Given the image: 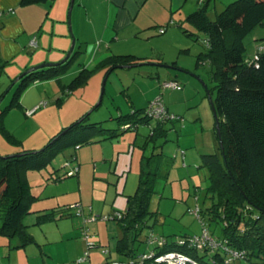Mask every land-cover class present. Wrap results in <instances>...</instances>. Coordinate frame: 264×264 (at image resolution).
<instances>
[{
  "label": "rangeland",
  "instance_id": "1",
  "mask_svg": "<svg viewBox=\"0 0 264 264\" xmlns=\"http://www.w3.org/2000/svg\"><path fill=\"white\" fill-rule=\"evenodd\" d=\"M75 1V8L77 9L80 0ZM234 1L189 0L186 7L196 9L198 6H206L207 16L211 20H215L217 14L221 13ZM89 5L94 9H100L102 0H89ZM70 7L69 9H71ZM69 9L67 10L68 16ZM156 9L160 10L159 8ZM72 10L73 7L71 14ZM99 11L104 13V8ZM75 19L76 12L74 17H71V24L72 35L78 40L73 27ZM173 21L171 23L168 18L163 25L143 31L137 39L133 38L113 44L117 53H133L150 59L136 66L120 67L112 71L107 77L104 93H102V88L106 76L103 69H96L87 82L78 85L72 91L69 90L73 80L84 68L95 65L96 62H91L99 49V42L97 41H95L94 45L93 43L81 45L76 41L74 52L78 53L59 78L36 80L29 85V90L32 89L29 98L33 99L41 95L40 102L46 103L37 109L39 112L35 115L27 116V110L20 105H16L9 108L4 115V128L7 133L9 132V135L5 132V129L1 130L0 128V150L11 149L12 151L27 148H30L27 150H41L49 144L55 135L63 131L64 124L70 126L72 123L80 121L83 117H87L86 123L102 122L105 127L112 129L117 128L118 120L116 118L120 114H129L134 109L149 106L151 101L159 95L161 96L162 93L170 101L174 102L173 109L175 111L173 110V113L177 115V119L175 118L174 122L167 121L168 132L166 135L157 136L154 140H148L145 136H148L151 130L147 126L146 128H141L138 134L139 141H134L130 144L131 150L134 152L133 169H129V172L125 174H121L118 171H110V178L109 176L104 178L103 182H93L92 178L91 180H84V198L87 201H95V208H98L99 211H94L90 207V203H86L88 207H83L82 215H76L67 220L69 221V223H66L67 227L72 219L79 217L83 220L80 231L85 248L76 257L74 264L89 262L90 253L93 255V250H96V257L106 258V255L112 250L113 256L119 255L124 261L132 259L117 252L118 240L123 234V228L118 220L93 218L110 213L113 214L119 210L125 211L126 207L121 203L124 198L126 200L128 198L119 192L120 189L118 188H121L123 186L121 184H124L125 181L127 189L130 190L131 188L136 191L140 181V158L144 154L151 155L153 150H155V146L159 144L161 147L158 146L157 150L162 151L161 157L158 159L159 175L155 184V191L152 193L148 204L147 226L142 227L139 238L135 241L136 257L140 259L144 253H150L154 250L157 252V243L150 242V236L166 237V239L171 241L174 237L180 238L183 235L200 234L204 227L210 230L214 236L222 237L223 235V222L220 219H215L213 213L209 210L214 204H218L220 200L217 195L214 197L209 196L210 173L207 166H202L201 158V155L204 154L202 152L206 149L211 151L208 150L205 153H221L219 149L220 140L216 133V121L211 103V100L215 101L217 96L216 67L209 60L198 63V57L207 51V47L204 44V40L207 39L206 34L196 31L199 35V40H195V38L184 34L182 29L179 28L178 23L181 21L179 14L174 15ZM187 26L189 28L190 24H187ZM69 27L68 24V29ZM161 28H166V31L160 33ZM250 37V35L246 37V45ZM108 45L109 43H105L106 48H108ZM92 48L94 49L93 53L91 51ZM252 54V47L248 46L246 55L252 56ZM66 55L60 61H63ZM56 63H59V61L50 64ZM1 72L0 115L10 105L19 84L15 83V77L9 76L8 70H5L3 74ZM170 81L175 82L179 88L164 87V84ZM101 96V103L97 107ZM1 98L3 99L1 100ZM130 134H134V132L127 131L114 139L96 140L93 143L83 145L82 152L89 154L90 147L101 144L103 141L107 143L106 147L104 146L105 149L110 151L114 148L117 149L119 148V143H123V140ZM143 134L145 135L144 141L141 139ZM125 144L127 147L129 146L128 143ZM73 148L74 146L60 151L47 167L41 170L28 171V180L32 185L33 194H43L49 190L45 184L42 185V181L46 179L45 173L48 174L51 169L55 170L57 165L58 167L60 165L59 168L62 166L65 170L68 168L65 166L66 162L76 159L80 151L75 153ZM94 149L97 150L98 148L94 147ZM15 154H19V152L13 151L8 155L0 153L1 156ZM60 176L64 177L65 175ZM74 178L67 177L64 181ZM73 187L74 183H71L70 188ZM61 189L63 188L61 187ZM76 195L77 192L75 191L60 197L61 200H71L73 203L70 204V207L77 204L83 206L77 201L80 198H77ZM103 207L106 208L104 211H102ZM196 207L202 209L201 218L188 210L189 208L196 209ZM51 219H47L41 225L26 224L28 233L33 236L34 232L40 239L45 236V231L49 230L58 235L57 222L51 221ZM25 222H30V219L26 218ZM84 231L90 234V241L97 246L89 248L88 239H85ZM99 239L103 240L102 245L105 246H101L100 242L98 243ZM8 242V238L0 237V254H4L7 251ZM67 244L69 245V243ZM31 245L36 251L38 249L41 250L43 247L36 240L28 246ZM62 245V243H52L46 245V247L48 246V249L55 257L64 258L65 252ZM14 250L17 251L19 249ZM71 252L73 254L76 253L74 249H71ZM200 254L203 255V252H200ZM12 255L13 259H16L17 253L12 252ZM207 257L209 256L206 255ZM82 258L86 259L78 263V260ZM2 260L0 259V262ZM258 261H262V259L258 258ZM242 263L241 261H236L233 264ZM42 264H44L43 261Z\"/></svg>",
  "mask_w": 264,
  "mask_h": 264
},
{
  "label": "trees",
  "instance_id": "2",
  "mask_svg": "<svg viewBox=\"0 0 264 264\" xmlns=\"http://www.w3.org/2000/svg\"><path fill=\"white\" fill-rule=\"evenodd\" d=\"M46 1L48 0H23V4ZM184 21L190 24L188 28L183 23H178L184 34L195 40H199L196 31L207 36L204 40L207 51L198 57V63L209 60L216 67L217 96L214 103L220 119L223 147L220 145L221 153L201 155L202 166H207L210 173L209 196L217 195L220 200L209 210L215 219H220L224 224L221 238L226 239L232 249L245 252L242 258L233 263H263L264 48H259L251 57L247 56L246 37L264 22V0H235L217 14L215 20L207 16L206 6H198L187 14ZM77 53L73 52L67 61L61 60L48 67L22 74L10 105L0 115L1 130L5 129V113L9 108L20 104L19 98L31 82L59 78ZM143 60L144 58L134 54L110 55L95 67L84 68L73 80L69 90L72 91L87 82L96 69H103L105 76H108L120 66H136ZM45 104L44 102L38 105L37 109ZM148 107L134 109L129 114H120L116 118L117 128L112 129L105 127L102 122L86 123L87 117H83L80 121L64 127L63 131L55 135L41 150H24L14 156L0 155V236L8 238L9 246H26L33 241L32 235L27 231L25 218L33 213L32 204L38 197L32 192L28 171L47 167L59 152L66 148L74 146L76 153L83 145L101 139H114L127 131L138 132L142 125H150L153 121L156 125L146 136L148 140L166 135L168 130L164 129L163 125L172 119H155L148 113ZM5 132L7 133L6 129ZM7 134L9 135V132ZM217 136L219 138L218 133ZM158 146L161 147L160 144ZM158 146H155L151 155L142 156L137 190L127 196L126 210L118 211L123 213V217L117 219L123 228V236L118 240L117 252L129 258H137L135 241L138 240L142 227L147 226L148 204L159 175L158 159L162 151L157 150ZM73 161L76 159L67 161L68 164L66 162L65 166L68 168L63 174L65 176H59L56 180L72 176L69 171L78 166L73 164ZM71 209L70 205L63 208L64 211ZM201 212L202 209L199 212L200 218ZM51 216V213L38 214V222ZM187 236L193 235L182 237ZM171 251L198 256L205 264H222L226 258V253L218 250L213 255L215 263H212L205 255L199 256L195 250L180 245L178 237L172 238L171 241L167 239L163 246L157 245L155 252L159 255ZM258 258L262 261H258ZM146 264L157 263L147 260Z\"/></svg>",
  "mask_w": 264,
  "mask_h": 264
},
{
  "label": "crops",
  "instance_id": "3",
  "mask_svg": "<svg viewBox=\"0 0 264 264\" xmlns=\"http://www.w3.org/2000/svg\"><path fill=\"white\" fill-rule=\"evenodd\" d=\"M188 1L189 0H102L100 9L104 8L103 13L99 11V8H92L89 5V0H80L77 9L75 8V0L73 4L71 0H48L46 2L30 5L23 4V0H0L1 74L5 73V70H8L9 76H13L17 79L30 68L45 63L60 61V59L68 53L73 42V36H71L72 34L69 32L70 27L68 29V21L71 20V17H74L75 12L76 19L73 21V27L74 33H76L78 38L76 41L81 45H84V43L89 45L90 43H93L94 45L95 41L99 42V49L91 62H96L95 65L93 64L94 66L92 65L95 67L100 61L110 55L133 54L117 53L113 44L124 40L128 41L133 38L137 39L143 31L163 25L168 18L170 21L173 20L174 15L179 14L181 20L179 23L187 25L184 20L187 14L195 9H189L186 7ZM70 4L71 7H73V10L72 14L68 16L67 10L69 9ZM156 8H159L161 11ZM249 35L251 37L247 41V47H252V55H254L259 48H264V22L257 26ZM34 38H36L37 41L36 46L31 44V41ZM105 43H109L108 48L105 47ZM91 51L93 53L94 49L92 48ZM248 56L251 57V55ZM139 57L144 58L143 61H149L150 59L146 56ZM92 66H87L86 68H93ZM31 92L32 89L29 90V88H27L19 98V105L26 110L34 109L41 103V95H38L33 99L29 98ZM161 95L168 111L176 115L173 113L174 102H172V100L170 101L164 93ZM2 99L3 98H1V100ZM38 112L39 110H36L33 115ZM169 121L174 122L175 119ZM168 122L163 125V128L166 130H168L166 126ZM154 125H156V123L153 121L150 125L144 124L143 127L141 126L138 132H134L135 136L134 134H130L124 139L125 141L123 140V143H119L118 150L115 148L111 151L105 149L107 143L104 141L101 142V144L90 147L89 154H87V152L83 153L81 147L76 152L79 153L80 151V154L76 157V161L73 163L78 164L79 173L78 175L68 177H75L74 179L64 181L67 179L66 177L62 180H56V178L63 175L66 170H64L62 166L59 168L60 165L59 167L57 165V168L59 169H51L48 171V174L45 173L46 179L42 181V185L45 184L49 190L43 194L34 193L38 198L36 199V202L32 204L33 213L26 217L30 219V222L25 223L27 225H41L43 222L47 221V219L49 220L52 218L51 221L57 222L56 229L59 234L52 233L53 231L50 230L45 231V236L40 239L36 233L33 232L32 243L36 240L43 246L41 250L38 249L37 251L32 247V245L36 246L35 244H32L31 246L17 245L15 247L8 246L9 244H7L8 252L5 251L4 254H0V259H3L0 264H42V261L44 264H74L76 257L81 254L85 248V243L81 238L80 231L83 225V220L79 217L72 219L69 224L70 229L69 226H66V223H69V221H67L68 218H73L76 215L73 214L74 208L66 211L63 210L64 207L69 206L73 202L69 199L61 200L60 196L64 194L68 195L69 193L76 191L77 198H80L77 201H79L83 207H88L86 203H90V207L94 211H99L98 208H95V201H87L84 198V180H91L92 178L93 182H103L104 178H107L108 176L110 178V171H118L121 174H125L129 172V169H133L134 152H132L130 144L134 141H139L138 134L140 133L141 128H146L148 126L151 130ZM63 127H66V124H64ZM142 136L141 139L144 141L145 135L143 134ZM125 143H128L129 146L127 147ZM94 147L98 149L95 150ZM27 149L12 151L11 149L0 150V153L8 155L13 151L21 152ZM208 150L210 149H206L202 153L208 152ZM141 159L142 157L140 158V164ZM82 167L84 168V172ZM71 183H74L75 188H70ZM121 185L123 186L118 189H120L119 192L123 195L128 196L136 192L134 189H127L125 181L124 184ZM61 187L63 189H61ZM121 204L127 208V200L125 198L122 200ZM105 209L106 208L103 207L102 211ZM42 213H51L52 216L38 222L37 215ZM122 236L123 234L121 237ZM52 243L63 244L62 248L64 250H61L65 252L64 258L55 257L50 249H48V246L46 247V245ZM67 243H69V245ZM98 243L101 246H105L102 245L103 240L101 239L98 240ZM99 244L98 246H100ZM95 246L97 245L95 244ZM14 249L19 250L16 251ZM71 249H74L76 253L73 254ZM12 252L17 253L16 259H13ZM92 252L93 255L90 253L89 262H86L85 264H113L115 261H124L119 255L113 256L112 250H110V253L107 255L104 253L106 258L100 256L96 257V250H93ZM42 255L43 257H41Z\"/></svg>",
  "mask_w": 264,
  "mask_h": 264
},
{
  "label": "built area",
  "instance_id": "4",
  "mask_svg": "<svg viewBox=\"0 0 264 264\" xmlns=\"http://www.w3.org/2000/svg\"><path fill=\"white\" fill-rule=\"evenodd\" d=\"M160 32H164V28H161ZM31 44L33 46L37 45L36 38H34L31 41ZM255 58H257V54L255 55ZM164 87H178L179 86L175 82H166L164 84ZM38 106L34 109L27 110V115L31 116L35 113ZM148 113L153 116L155 119H162V120H169V119H175L177 118L176 115L170 113L166 107V104L161 96H158L156 99H154L149 107L147 108ZM79 171V167H73L69 171V175H76ZM72 208H75V215H82L83 214V206L80 204H77L76 206H72ZM198 209H190L191 213H195L199 218L200 214ZM123 217V213L116 211L113 214H106L103 216H96L93 219H120ZM85 233V239L89 243V248L95 246V243L90 241V234L87 231H84ZM150 242H156L157 245L163 246L167 243L166 237H149ZM178 243L180 245L186 246L188 249H193L197 253V255H201L200 252H203V255H208V260L212 263H215V259L213 257L214 254L218 250H221L226 253L225 262L222 264H232L236 259L242 258L244 256V251H238L235 249H232L229 247L227 240L223 239L221 237L214 236L210 230H208L206 227H204V230L200 234H196L193 236H187V237H180L178 238ZM88 255V254H87ZM86 258H82L78 260V263H81ZM152 261L153 263L157 264H205L204 261H201V259L198 256H194L188 253H184L181 251H171V252H165L163 254L156 255L155 251H151L150 253H144L140 259L138 258H132L129 261H115L113 264H146V261ZM259 264H264L259 263Z\"/></svg>",
  "mask_w": 264,
  "mask_h": 264
},
{
  "label": "water",
  "instance_id": "5",
  "mask_svg": "<svg viewBox=\"0 0 264 264\" xmlns=\"http://www.w3.org/2000/svg\"><path fill=\"white\" fill-rule=\"evenodd\" d=\"M73 3H74V0H72V4H73ZM71 9H72V7H71ZM71 9H70V12H69V16L71 15ZM69 25H70V32H71V34H73L71 20L69 21ZM72 36H73V42H72V45H71V47H70V49H69V51H68V53H67V55H66V58H65L63 61H67V60L71 57V55L73 54V52H74L75 45H76V38L74 37V35H72ZM49 65H50V63H45V64L38 65V66H36V67L30 68L28 71L24 72V74L29 73V72H32V71H35V70H38V69H41V68H44V67H48ZM120 67H129V66H128V65H125V66H120ZM22 76H23V75H20V76L16 79L15 83H17V82L21 79ZM107 77H108V76H106L105 79H104L103 88H102V93H104V89H105L104 86H105V83H106ZM15 83H14V84H15ZM101 99H102V96H101V98H100V100H99V102H98L97 107L100 105V103H101ZM211 103H212V108H213V112H214V116H215L216 129H217V133H218V135H219L220 145H221V147H223V140H222V132H221V126H220L219 115H218V113H217V109H216V106H215L214 101L211 100ZM10 156H14V155H10Z\"/></svg>",
  "mask_w": 264,
  "mask_h": 264
}]
</instances>
